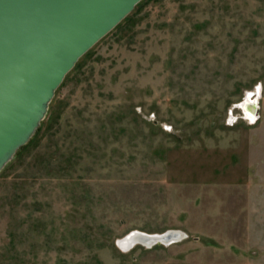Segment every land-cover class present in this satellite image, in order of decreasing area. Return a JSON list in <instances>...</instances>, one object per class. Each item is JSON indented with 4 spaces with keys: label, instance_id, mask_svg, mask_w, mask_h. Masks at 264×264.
<instances>
[{
    "label": "rangeland",
    "instance_id": "obj_1",
    "mask_svg": "<svg viewBox=\"0 0 264 264\" xmlns=\"http://www.w3.org/2000/svg\"><path fill=\"white\" fill-rule=\"evenodd\" d=\"M78 62L0 172V264H264V0L140 2Z\"/></svg>",
    "mask_w": 264,
    "mask_h": 264
},
{
    "label": "water",
    "instance_id": "obj_2",
    "mask_svg": "<svg viewBox=\"0 0 264 264\" xmlns=\"http://www.w3.org/2000/svg\"><path fill=\"white\" fill-rule=\"evenodd\" d=\"M140 1L0 0V172L36 134L79 59ZM259 97L256 93L238 103L252 120L258 118ZM188 236L180 228L133 230L117 242L129 250Z\"/></svg>",
    "mask_w": 264,
    "mask_h": 264
},
{
    "label": "trees",
    "instance_id": "obj_3",
    "mask_svg": "<svg viewBox=\"0 0 264 264\" xmlns=\"http://www.w3.org/2000/svg\"><path fill=\"white\" fill-rule=\"evenodd\" d=\"M144 1H150V0H142V1H140V2H144ZM139 2V3H140ZM89 52V51H88ZM87 52V53H88ZM86 54V53H85ZM80 63L79 62H77V64H76V67L79 65ZM70 73V72H69ZM68 73V74H69ZM68 74H67V76H68ZM66 76V77H67ZM66 79V78H65ZM65 81V80H64ZM54 109H55V105H54V99L52 100V102H51V104H50V108H49V112H48V114H47V116H46V118L42 121V123H41V126L39 127V129H38V131L36 132V134L31 138V140L27 143V144H25L23 147H21L19 150H18V152H17V154H16V156H15V158L13 159V160H11L7 165H6V167L4 168V169H6V168H8L9 166H11L13 163H14V161L18 158V157H20L21 156V154L24 152V150H26L27 148H29L30 146H33L35 143H36V141L38 140V138H39V135H40V133H41V131H42V129L45 127H48L49 126V124L51 123V121H52V114H53V112H54ZM47 125V126H46ZM3 169V170H4ZM2 170V171H3ZM1 171V172H2Z\"/></svg>",
    "mask_w": 264,
    "mask_h": 264
},
{
    "label": "bare ground",
    "instance_id": "obj_4",
    "mask_svg": "<svg viewBox=\"0 0 264 264\" xmlns=\"http://www.w3.org/2000/svg\"><path fill=\"white\" fill-rule=\"evenodd\" d=\"M138 230V229H137ZM162 233V232H161ZM123 245H125L124 243H122Z\"/></svg>",
    "mask_w": 264,
    "mask_h": 264
}]
</instances>
